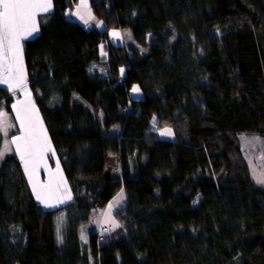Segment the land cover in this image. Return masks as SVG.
<instances>
[{
	"label": "trees",
	"instance_id": "trees-1",
	"mask_svg": "<svg viewBox=\"0 0 264 264\" xmlns=\"http://www.w3.org/2000/svg\"><path fill=\"white\" fill-rule=\"evenodd\" d=\"M75 1L52 0L38 35L22 42L72 200L35 206L9 156L0 169V264H264V190L237 139L264 134V0H91L103 32L68 16ZM241 12L251 26L229 28ZM112 29L131 40H111ZM0 102L12 104L2 86ZM154 120L175 141L158 138ZM115 156L120 178L107 172ZM122 190L124 228L84 241L97 210Z\"/></svg>",
	"mask_w": 264,
	"mask_h": 264
},
{
	"label": "rangeland",
	"instance_id": "rangeland-1",
	"mask_svg": "<svg viewBox=\"0 0 264 264\" xmlns=\"http://www.w3.org/2000/svg\"><path fill=\"white\" fill-rule=\"evenodd\" d=\"M84 15L94 25L98 22V28L104 26V22L99 20L91 11H89V13H84ZM251 19L252 16L249 12H241L236 16L228 17L226 22L229 28L249 27L251 26ZM82 23L85 24V21H82ZM38 28L39 27L36 23V29L33 30L31 34H24L20 40L22 72L13 69L8 82H0V86L4 87L12 97V104H10V108L7 107L5 102H0V114H3V116H0V169L5 160L9 156L15 154L21 164L24 180L28 182V186L33 194L35 206L42 210H53L67 205L71 202L72 198L68 184L64 179L55 156L53 155L45 126L28 85L29 83L24 67L22 42L35 35L38 32ZM113 33H117L118 35L114 36ZM109 36L111 40L121 44H125L127 41L131 40L129 32L124 33L121 30L112 29L109 32ZM121 37L124 38V41ZM101 49L103 51L102 46ZM4 76V70L3 68H0V81L4 79ZM18 80L20 82H17ZM9 84L12 86L9 87ZM141 95L140 91L132 92V97L134 98H141ZM22 119L24 120L23 126L21 124ZM157 122L158 120H154L152 128L158 138L171 142L175 141L173 129L171 127L159 128ZM29 125L35 129L37 143L35 147V156H30L27 152H25V159L29 161L28 170L26 171L25 161L21 159V153L17 150V144L13 143V140L17 137L25 136L26 129L29 128ZM165 131L169 134L161 135V133ZM237 139L239 141L243 157L248 164L252 181L257 187L264 190V184L258 183L256 179V177L264 175V134L246 132L239 134ZM20 146L23 151V142H20ZM49 159H51L53 165H51ZM120 159L121 158L119 157H111L109 159L107 171L110 175L116 176L121 174ZM23 192L24 191H22V194ZM38 195L40 196V199H37ZM126 203L127 194L124 190H122L104 209L97 210L92 224L84 231V241H86V235L90 232H95L98 233V235H103L105 237L111 231L113 235L124 228V218L119 212L125 207ZM25 204L26 203L22 202L23 206ZM46 204L50 206H46ZM105 228H108L109 232L105 233Z\"/></svg>",
	"mask_w": 264,
	"mask_h": 264
},
{
	"label": "snow or ice",
	"instance_id": "snow-or-ice-1",
	"mask_svg": "<svg viewBox=\"0 0 264 264\" xmlns=\"http://www.w3.org/2000/svg\"><path fill=\"white\" fill-rule=\"evenodd\" d=\"M50 8L51 0H0V68H3L5 73L4 79L0 82L7 83L13 69L22 72L20 40L24 34H31L36 29L37 12H47ZM113 35L118 34L113 33ZM121 71L123 72V69ZM11 86L9 84V87ZM133 91H138V89L134 88ZM21 124L24 125L23 119ZM166 134L169 133L167 131L161 133V135ZM20 142L24 144L23 151ZM13 143L17 144V150L21 153V159L25 161V170L27 171L29 161L25 159V152L30 156L36 155L35 129L29 125L26 135L17 137ZM256 179L258 183L264 184V175L258 176ZM37 199H40L39 195ZM46 206L50 205L46 204Z\"/></svg>",
	"mask_w": 264,
	"mask_h": 264
},
{
	"label": "crops",
	"instance_id": "crops-1",
	"mask_svg": "<svg viewBox=\"0 0 264 264\" xmlns=\"http://www.w3.org/2000/svg\"><path fill=\"white\" fill-rule=\"evenodd\" d=\"M52 11H53V2L51 0V8L47 12H41V11H38L37 12L38 13L36 15V23H37V25H38V16L40 14H43V13H51ZM89 11H91L92 13H94L93 8L91 7V0H76L73 3L72 7L68 9L67 13H68V16L70 18H73V19L77 20L85 28H90L91 29L92 27H94L95 29L100 30V31L103 32V30L105 29V25L102 26L101 28H98V22H96V25H94L89 19L86 18V16L84 15V13H89ZM82 21L83 22L85 21V24L82 23ZM38 33H39V28H38V32L35 35H33V36H31V37H29L27 39L35 38L38 35ZM109 38H110V36H109ZM102 47H103V51L101 49V53H100L101 59L102 60H107V56H108L107 48L105 47V45H102ZM115 157H117V156H115ZM120 161H121V159H120ZM108 174L110 175L109 172H108ZM121 174H122V169H121ZM121 174L120 175H116V176H113V175H110V176L113 177V178H120L121 177ZM113 199H112V201H113ZM112 201H110V202H112Z\"/></svg>",
	"mask_w": 264,
	"mask_h": 264
},
{
	"label": "built area",
	"instance_id": "built-area-1",
	"mask_svg": "<svg viewBox=\"0 0 264 264\" xmlns=\"http://www.w3.org/2000/svg\"><path fill=\"white\" fill-rule=\"evenodd\" d=\"M104 230H105V233L109 232V229L108 228H105ZM98 236H99L98 237L99 238V242H103L105 237L103 235H101V236L98 235Z\"/></svg>",
	"mask_w": 264,
	"mask_h": 264
}]
</instances>
